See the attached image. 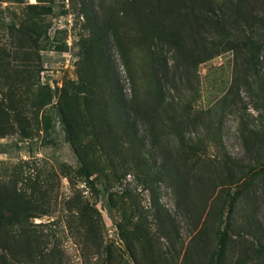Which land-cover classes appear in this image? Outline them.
<instances>
[{"label": "rangeland", "instance_id": "374dc122", "mask_svg": "<svg viewBox=\"0 0 264 264\" xmlns=\"http://www.w3.org/2000/svg\"><path fill=\"white\" fill-rule=\"evenodd\" d=\"M82 1L97 19L117 21L121 38L118 45L106 40L108 62L90 68L88 62L85 69L97 80L109 69L118 91L110 88L108 108L93 107L99 113L97 139L88 133L86 141L98 162L86 161L80 173L82 159L59 114L63 82L77 76ZM128 1H0V45L10 52L9 71L28 62L38 68L31 75V93L29 79L13 85L0 72V102L6 105L14 93L20 108L19 119L8 111L11 127L0 134V176L8 180L15 166L30 161L48 172L70 166L75 193L99 215L64 211L61 200L71 193L70 181L51 174L57 193L52 212L28 220L42 234V248L57 250L64 264H264V0H214L217 30L207 33L195 24L207 42L223 47L196 64L190 58L177 62L165 42L156 44L151 33H142ZM33 3L50 7L41 15L46 31L34 43L18 44L9 27H17ZM188 26L182 27L183 43L189 55L197 54L201 42L192 35L196 27ZM246 41L259 49L243 66L247 49L234 46ZM15 52L20 53L13 58ZM164 69L169 86L164 101L149 104L152 80ZM116 96H133L142 109L149 104L153 117L141 114L133 127L124 125ZM163 108L167 111L158 120ZM76 148L82 156L84 146ZM22 168L26 171L27 164ZM15 237L13 245L22 246ZM93 237L101 246H93ZM7 258L0 247V264Z\"/></svg>", "mask_w": 264, "mask_h": 264}, {"label": "trees", "instance_id": "16d2710c", "mask_svg": "<svg viewBox=\"0 0 264 264\" xmlns=\"http://www.w3.org/2000/svg\"><path fill=\"white\" fill-rule=\"evenodd\" d=\"M126 6H129L131 12L139 18L137 21L140 23L142 33H151L149 39H157L158 42L156 44L161 41L165 42L173 49L174 57L178 59L177 62L179 63V59L188 60L190 58L192 59L191 62L196 64L223 47V45L220 46L219 42H207V37L201 36L195 24L198 23L199 27L204 25L207 33L217 30L220 26V18L216 17L214 0H129ZM78 10L84 18L80 23L81 33H79L81 44L80 60L78 70L76 71V79L64 81L61 87L60 95L64 109L60 108L59 116L66 127V134L69 136L68 141L72 143V147L78 158L82 159V166L77 171L82 173V171H85L86 161L93 164L98 162L96 150H92V146L86 141L88 133L91 138L97 139L94 122H96L95 118L99 117V113H96L97 108L93 109V107L96 103H101L105 108H108V102L105 97L111 98L110 88L118 91L114 87L115 82L113 78L108 76L109 69L107 72L106 70L104 71L105 74L102 75V80H97L95 76L91 75V72H86L85 69L88 62H90L88 68H90V65H94L95 62H108L109 60L107 61L104 58L103 52L106 40L109 37L118 45L119 38L121 37L118 33L117 21L114 19L105 17L102 20L97 19L96 15L89 10L88 5L84 1L80 3ZM48 11H50L49 6L37 5L35 3L26 5L22 12V17L17 22L18 26L15 27V25L11 24L9 27L16 31L18 44L23 41L34 43V40L39 39L44 34L47 25L45 26L42 23L41 15ZM188 24L189 30H192L194 26L196 27L198 35L196 36V33L192 35L195 38L198 37L201 42L200 52L198 51L197 54L189 55V51L183 43V39L185 38L182 27L184 28ZM226 31V28H224V32ZM242 45V47L238 45L234 47L236 51L242 48L247 49L243 62V66H246V62L254 59V55L258 52L259 48L251 41H246ZM205 48H208L207 52ZM250 50H253V53L249 55ZM119 51L121 52V49ZM9 53L5 47L0 45L1 75H6V82L13 83V85L26 82L29 79L27 90L28 93H31L34 84L30 79L32 78L31 75L38 71L37 65H31L28 62L20 70L14 69L9 71ZM15 53L13 54V58L17 57L20 52ZM150 53L151 60H154L156 52L152 50ZM123 60L128 64L127 58ZM164 65L167 67L166 59H164ZM152 84L154 92L148 93L152 100L149 104L156 103L157 105H162L160 102L164 101V94L169 88L166 81L165 69L162 76H157L152 80ZM26 97L28 96L26 95ZM116 97L124 125L133 127L136 118L141 116V114L153 117L148 111L149 104L147 108L142 109L137 98L133 96L128 99ZM7 98L8 102L6 105H4V102H0L1 135L6 133L11 127L8 111H16L12 116L15 119H19L18 111L20 108L15 104V94L11 93ZM30 104L33 106L34 102L30 100ZM166 111L163 108L157 119L160 120ZM104 115L110 117L111 113H105ZM113 125V123H109L108 127L112 128ZM23 134L26 136L28 133L23 131ZM180 139L182 143L181 136ZM80 145L84 146L82 156L76 150V147ZM22 164H18L11 170L8 180H4L0 176V247L8 255V258L4 259L3 264H64L58 256L57 250H45L42 248L43 239H40L42 234L33 229L36 223L28 221L30 218L50 215L52 212V204L55 202L57 193L54 192V186L50 183L51 174L57 175L59 179L66 177L70 181L71 193L61 200V207L64 211H74L75 213L78 211L84 216L88 212L99 214L94 206L88 204V201L78 198V194L75 193L76 189L73 187V182L69 176L68 169H71L70 166L68 168V165H58L56 169L48 172L36 161L25 162L23 166L27 164L26 171L22 168ZM97 169V171H100L99 167ZM116 225L119 228L118 231L121 238H124L123 229L120 224L117 223ZM7 226L10 228L16 226L17 229H8L6 228ZM15 235L20 238V241L24 242L21 244L22 246L13 245L12 241L15 240ZM92 244L94 247L101 246V243L96 242L95 237H93ZM44 250L51 254L47 255V253H44Z\"/></svg>", "mask_w": 264, "mask_h": 264}]
</instances>
